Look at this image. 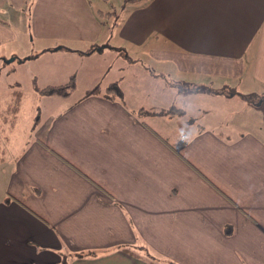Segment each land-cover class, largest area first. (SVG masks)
<instances>
[{
  "label": "crops",
  "instance_id": "1",
  "mask_svg": "<svg viewBox=\"0 0 264 264\" xmlns=\"http://www.w3.org/2000/svg\"><path fill=\"white\" fill-rule=\"evenodd\" d=\"M99 10L0 0V62L25 70L6 87L75 76L0 161V264H264V136L225 118L253 103L214 90L264 95V0H136L111 29ZM197 96L234 104L212 119ZM138 244L172 262L120 248Z\"/></svg>",
  "mask_w": 264,
  "mask_h": 264
},
{
  "label": "rangeland",
  "instance_id": "2",
  "mask_svg": "<svg viewBox=\"0 0 264 264\" xmlns=\"http://www.w3.org/2000/svg\"><path fill=\"white\" fill-rule=\"evenodd\" d=\"M92 7L96 10L97 8H101L103 11H112L115 10L116 12L120 13V15H124L127 10H129L132 5L135 3V1H128V0H91ZM103 20H106V23H110V18H108L105 15H101ZM21 37L23 43H27L26 39V30H22ZM35 44V42H34ZM131 51V50H130ZM118 56L126 57V53L122 50V48L118 47ZM2 60V59H1ZM143 63V62H140ZM11 64L9 63H3L0 62V102H2L3 105H5L6 100L8 99L7 91L9 90L8 87V79L11 78L13 80V76H15V73L17 74H23L25 73V70L22 68H19L16 72L14 70L9 69ZM26 68V67H24ZM8 69L10 74L6 73V70ZM29 69V68H28ZM27 74V72H26ZM17 78L20 80V85L22 89L24 90L23 97L20 102V108L19 112L16 118V123L14 129L10 130L8 127V122L4 123L2 122L0 118V136L2 135V131L5 130V132L8 131L9 135V142L7 145L6 150V157L14 154L18 150L19 140L24 135H30L32 133V126H30L31 123L35 121L36 118H38L40 115L43 117V113L46 110L47 102L43 99H40V93H37L33 87H32V81L30 84L29 79H27V76L24 78L23 76ZM181 82V81H180ZM182 83V82H181ZM188 84L189 82H185ZM183 85V83H182ZM7 86V87H6ZM78 89V85H76V88ZM74 89V90H75ZM216 89V88H214ZM221 90H224L223 92H236L241 93V89L236 85H222ZM83 92L82 85L80 86V89L74 91L71 94V97H76L79 94ZM46 95V94H45ZM183 92V96H184ZM182 97V96H181ZM196 104L201 103V106H209L210 103H212L210 106H215V108L209 113L212 119H216L223 116V114L219 110H223L230 108L232 109L234 102H225L224 101H215L210 99V97H206L205 99L197 96L194 98ZM248 102V101H247ZM253 107H249L247 109H242L241 107H234L236 108V113L232 114L231 116L227 115L225 117L226 119L230 118H237L238 120L242 121L245 128H253L260 134L264 136V126L261 124V121L264 124V97L263 99L256 98L253 103ZM231 106V107H229ZM41 107V108H40ZM2 108V107H1ZM41 109V110H40Z\"/></svg>",
  "mask_w": 264,
  "mask_h": 264
},
{
  "label": "trees",
  "instance_id": "3",
  "mask_svg": "<svg viewBox=\"0 0 264 264\" xmlns=\"http://www.w3.org/2000/svg\"><path fill=\"white\" fill-rule=\"evenodd\" d=\"M105 1H107V0H105ZM128 1H136V0H128ZM99 14H100V16L105 15L111 19L110 23L108 24L109 29H111L113 26H116L119 22V19H120L119 13L116 12L115 10L106 11V12L99 10ZM101 18H102V16H101ZM104 21H106V20L102 19V22H104ZM182 83H183L182 86H184V87L191 85L190 83H188V84H186L185 82H182ZM32 84H33V88L40 94L67 95L75 87V76H74V74H71L66 81H64L62 83H58V84H47L44 86H38L34 81ZM98 88H99L98 86H94L88 92L89 93L97 92ZM214 90L219 91V92L222 91L221 89H219V90L214 89ZM7 94H8V99L6 100L5 105H3L2 102H0V118H1L2 122H4V123L8 122L9 123L8 128L10 130H12L15 127L16 118H17L19 108H20V102H21V99L23 97L24 92L16 83H13L10 86ZM102 94L109 99H116V98L121 99L123 92H122V89H121L120 85L118 84V82L112 81V82H109L105 86ZM240 95L245 97L251 103H254V100L256 98L262 99L264 97L263 94H258V93H254V92L240 93ZM153 109H154V107H149V108L139 107L136 110V112L139 115H141L142 113H147ZM158 110H160V112L162 111V112H166L168 114H174L176 112L183 111L182 108L176 106L175 104H171L166 108H159ZM8 142H9L8 131L5 132V130H3L2 135L0 136V161L4 160V158L6 157L5 153L7 150ZM120 248L126 252H129V253L135 255V256L142 257L143 259H145L151 263H157V261L158 262L161 261L162 263L172 262V261H169L168 259H163V257L161 255H158L157 253L150 252L149 247L145 244H138L137 246L135 245L134 247L122 245ZM133 248H137L139 250H144V251H141L143 254L142 253L139 254V252ZM88 254H89L88 251H80V252H75V253L63 251V252H61V255H62L61 264L65 263L66 258L69 255L70 256H84V255H88Z\"/></svg>",
  "mask_w": 264,
  "mask_h": 264
},
{
  "label": "bare ground",
  "instance_id": "4",
  "mask_svg": "<svg viewBox=\"0 0 264 264\" xmlns=\"http://www.w3.org/2000/svg\"><path fill=\"white\" fill-rule=\"evenodd\" d=\"M263 99V98H262Z\"/></svg>",
  "mask_w": 264,
  "mask_h": 264
}]
</instances>
